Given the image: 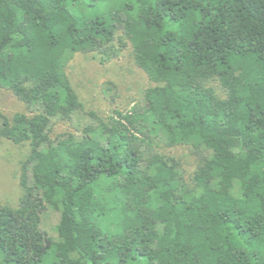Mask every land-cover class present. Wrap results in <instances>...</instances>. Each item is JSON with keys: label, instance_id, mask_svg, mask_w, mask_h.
<instances>
[{"label": "trees", "instance_id": "16d2710c", "mask_svg": "<svg viewBox=\"0 0 264 264\" xmlns=\"http://www.w3.org/2000/svg\"><path fill=\"white\" fill-rule=\"evenodd\" d=\"M128 51L150 85L86 112L68 64ZM0 90V264H264V0H0Z\"/></svg>", "mask_w": 264, "mask_h": 264}, {"label": "rangeland", "instance_id": "374dc122", "mask_svg": "<svg viewBox=\"0 0 264 264\" xmlns=\"http://www.w3.org/2000/svg\"><path fill=\"white\" fill-rule=\"evenodd\" d=\"M67 75L84 110L93 111L99 116H106L113 108L128 110L131 102L150 85L145 74L135 66L130 51L104 66L90 57L75 55L68 64ZM108 87L111 88L112 93H116L114 104L110 101L112 93L106 91ZM0 112L11 117L15 113H25L26 109L9 92L0 90ZM67 131H74L71 124L59 123L54 127L52 137ZM27 153V146H15L9 142L0 143V202L9 206H15L21 194L20 163L25 160ZM173 153L181 155L187 152L179 149L174 150ZM192 163V158L189 157L187 170H191ZM57 222L58 215L48 211L42 216L41 228L53 235Z\"/></svg>", "mask_w": 264, "mask_h": 264}]
</instances>
